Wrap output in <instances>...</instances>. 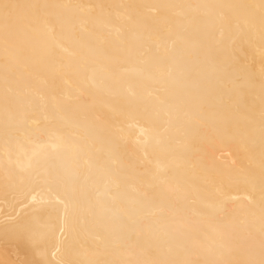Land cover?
Listing matches in <instances>:
<instances>
[{
	"label": "bare ground",
	"instance_id": "6f19581e",
	"mask_svg": "<svg viewBox=\"0 0 264 264\" xmlns=\"http://www.w3.org/2000/svg\"><path fill=\"white\" fill-rule=\"evenodd\" d=\"M0 264H264V0H0Z\"/></svg>",
	"mask_w": 264,
	"mask_h": 264
},
{
	"label": "snow or ice",
	"instance_id": "6c2138e0",
	"mask_svg": "<svg viewBox=\"0 0 264 264\" xmlns=\"http://www.w3.org/2000/svg\"><path fill=\"white\" fill-rule=\"evenodd\" d=\"M4 8L7 10L9 8V5L5 4Z\"/></svg>",
	"mask_w": 264,
	"mask_h": 264
}]
</instances>
